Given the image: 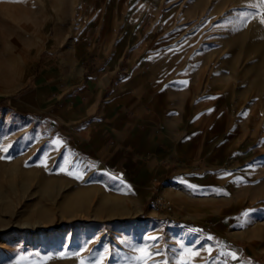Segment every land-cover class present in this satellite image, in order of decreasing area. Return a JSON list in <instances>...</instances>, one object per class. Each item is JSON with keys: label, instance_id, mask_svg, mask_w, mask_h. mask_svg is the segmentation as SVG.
I'll return each mask as SVG.
<instances>
[{"label": "crops", "instance_id": "0c3cea01", "mask_svg": "<svg viewBox=\"0 0 264 264\" xmlns=\"http://www.w3.org/2000/svg\"><path fill=\"white\" fill-rule=\"evenodd\" d=\"M262 14L261 0H0V135L15 165L58 154L136 214L156 190L178 219L127 234L166 240L163 264H264Z\"/></svg>", "mask_w": 264, "mask_h": 264}, {"label": "rangeland", "instance_id": "374dc122", "mask_svg": "<svg viewBox=\"0 0 264 264\" xmlns=\"http://www.w3.org/2000/svg\"><path fill=\"white\" fill-rule=\"evenodd\" d=\"M251 24L246 21L244 27L251 30ZM237 27L234 22L232 28ZM245 46L240 63L248 67L255 54L251 45ZM260 78L264 83V68ZM244 104L253 108L258 103ZM260 106L264 110V100ZM16 147L12 137L0 135V264H163L156 259L174 252L166 240L158 243L127 234L142 220L160 215L178 219L171 203L156 190L136 214L130 201L103 195L87 176L78 179L81 169L77 175L60 166L58 154L44 164L48 155L37 150L33 158L38 164L29 172L32 155L21 149V155L27 153L22 157L26 164L15 165Z\"/></svg>", "mask_w": 264, "mask_h": 264}, {"label": "snow or ice", "instance_id": "6c2138e0", "mask_svg": "<svg viewBox=\"0 0 264 264\" xmlns=\"http://www.w3.org/2000/svg\"><path fill=\"white\" fill-rule=\"evenodd\" d=\"M261 4H264V0H261ZM261 23H264V14H262L261 16ZM4 151H6V149H4ZM77 178L79 179L80 177L78 176ZM152 239H156V238H152ZM233 258H235V256H233ZM137 264H139V262H137Z\"/></svg>", "mask_w": 264, "mask_h": 264}, {"label": "bare ground", "instance_id": "6f19581e", "mask_svg": "<svg viewBox=\"0 0 264 264\" xmlns=\"http://www.w3.org/2000/svg\"><path fill=\"white\" fill-rule=\"evenodd\" d=\"M169 206V205H168Z\"/></svg>", "mask_w": 264, "mask_h": 264}]
</instances>
